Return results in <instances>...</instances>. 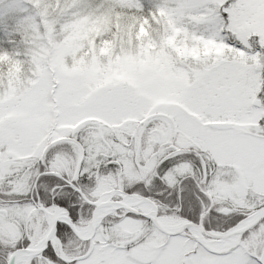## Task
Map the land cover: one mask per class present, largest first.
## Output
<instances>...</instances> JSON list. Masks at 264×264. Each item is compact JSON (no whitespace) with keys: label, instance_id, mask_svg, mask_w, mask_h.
<instances>
[{"label":"snow or ice","instance_id":"obj_1","mask_svg":"<svg viewBox=\"0 0 264 264\" xmlns=\"http://www.w3.org/2000/svg\"><path fill=\"white\" fill-rule=\"evenodd\" d=\"M0 264H264V0H0Z\"/></svg>","mask_w":264,"mask_h":264}]
</instances>
